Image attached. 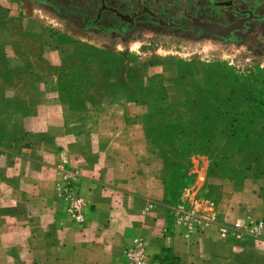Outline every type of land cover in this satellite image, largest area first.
I'll use <instances>...</instances> for the list:
<instances>
[{
	"label": "crops",
	"instance_id": "1",
	"mask_svg": "<svg viewBox=\"0 0 264 264\" xmlns=\"http://www.w3.org/2000/svg\"><path fill=\"white\" fill-rule=\"evenodd\" d=\"M143 70L142 84L131 92L111 74L99 104L68 105L52 119L42 117L14 148L11 141L5 148L11 132L4 131L0 264H123L134 236L146 240L147 256L154 257L147 264H242L253 249L264 251L257 242L238 240L234 227L264 216V157L253 153V139L235 133L239 121L215 118L217 111L199 106L197 112L213 119L214 140L209 152L189 156L192 185L170 203L169 171L148 134L147 117L171 102L178 78L163 65ZM161 73L162 83L149 82ZM204 80L213 85L221 77ZM190 158L197 159L194 173ZM65 170L76 174L87 201L82 224L71 221L56 195ZM180 207L199 222L186 237L185 226L175 223Z\"/></svg>",
	"mask_w": 264,
	"mask_h": 264
},
{
	"label": "rangeland",
	"instance_id": "2",
	"mask_svg": "<svg viewBox=\"0 0 264 264\" xmlns=\"http://www.w3.org/2000/svg\"><path fill=\"white\" fill-rule=\"evenodd\" d=\"M98 50L119 58L122 72L130 66L135 67L142 80L143 69L147 66L163 65L164 69L172 71L179 79L169 103L186 105L183 119L199 129L205 127L196 111L199 106L230 113L229 106L239 104L234 113L242 126L240 130L253 139V153L258 152L264 157V21L239 33L236 41H224L211 35L193 37L161 28L121 35L85 30L78 19L65 13L58 14L35 0H0V147H4V131L11 132L5 148L9 147V141L10 148H14L34 131L36 121L42 117L52 119L68 105H96L101 99L98 94L103 88L105 75L114 72L115 68L107 65ZM192 70L196 71V76ZM162 73L154 82H163ZM217 74L224 77L217 96L210 95L207 99L195 94L197 86L213 94L212 87L204 79ZM85 91L89 94L84 95ZM192 99L201 102L191 105ZM184 125L182 130L187 131L188 125ZM175 135L178 136L173 143L164 148L170 158L169 165L188 166L189 154L194 155L200 149L206 153L211 150L207 144L209 141L204 138L197 142L200 147H191L186 146L192 141L185 139V135L181 132ZM193 135L190 133L189 136ZM149 136L155 141L153 135ZM190 159L193 162L190 171L194 173L197 159ZM201 160L199 165L204 168L205 158ZM170 168L176 170L175 176L181 174L176 167ZM175 183L176 197L186 191L184 187L192 185L189 175L175 179ZM174 202L170 200V203ZM257 220L248 222L249 227L239 233L238 240L249 244L257 242L264 249V232H251ZM250 255L242 264H264V251L255 253L253 249ZM147 260L151 262L154 257L147 256Z\"/></svg>",
	"mask_w": 264,
	"mask_h": 264
},
{
	"label": "flooded vegetation",
	"instance_id": "3",
	"mask_svg": "<svg viewBox=\"0 0 264 264\" xmlns=\"http://www.w3.org/2000/svg\"><path fill=\"white\" fill-rule=\"evenodd\" d=\"M58 14H67L81 22L85 30L121 35L142 29L161 28L190 34L212 35L193 24L202 22L227 26L242 21L240 29L224 41H236L239 33L264 21V0H35Z\"/></svg>",
	"mask_w": 264,
	"mask_h": 264
},
{
	"label": "trees",
	"instance_id": "4",
	"mask_svg": "<svg viewBox=\"0 0 264 264\" xmlns=\"http://www.w3.org/2000/svg\"><path fill=\"white\" fill-rule=\"evenodd\" d=\"M92 49H93V47H92ZM98 52H99V55L104 57V59L107 61L108 66H112L113 68L115 67L114 72L111 71L112 73L110 72V73L105 75L103 87L106 86V82L108 81L111 74H115L118 76V80H117L118 86H119V88H121L122 90H124L126 92H131L133 90V88L142 84V82H143V80L141 79L142 75H141L140 71H138L135 67L130 66L129 68H126L125 72H122L123 66H121V64L119 63V58H115V57L113 58V57H110L109 55H105V53L102 50H98ZM83 63L84 64L86 63L85 59H83ZM145 64L152 65V64H148V63H145ZM157 78H160V75H158V74L152 75L149 78V82L151 84H155L154 80ZM223 81H224V77L221 78V80H219V81H214L213 85L211 83L210 86L212 87L211 90L213 91V94H211L208 90H203V89L201 90V88H199L198 86L196 87L197 91H195V94L199 95L200 93H202L203 95L202 94H200V95L206 97L207 99H210L209 98L210 95L211 96H215V95L217 96L219 94L218 92H220V90H221V84ZM206 82L209 84L208 81H206ZM83 94L88 95L89 93L87 91H85ZM100 94H101V92H99V94H98L99 97H100ZM229 94H230V91H229ZM128 98L131 99L132 97L130 95H128ZM98 100L99 101L97 104H99V102H100V99H98ZM199 100L200 99H192V101H190V104L193 105V102H195V104L196 103L200 104L201 100L200 101ZM212 101L216 102L215 100H212ZM83 105H85V103L78 104L76 106L78 107V106H83ZM76 106H71V107H76ZM185 106L184 105L175 106V105H172L171 103H167L166 107H164L161 110L155 111L154 113H151L147 117L148 134L153 135L155 137V142L159 146L161 144V146H160L161 154L163 155V157L166 161V171H169V175H167V179H166L165 188H166V195H167V197L170 198V200H176L179 197V196L176 197V195L178 193L176 194V191L173 190L174 188H176L175 179L180 178L182 176L187 177V170H186L187 166L186 165L182 164L179 167H177L174 163H171L172 166L168 164V162L170 161V158L167 157L168 154H167V152H165L164 148H166L167 145L172 144L174 139L177 138L176 136H178V135L174 136V133L181 132L183 135H185V139H189L192 141V142L188 143L186 146L191 145V147L192 146H198L197 142L199 139L204 138V140H205V136H206L205 132L206 131H207L206 133H208V136H207V140H205V141H209V142H207V144H210V147H211V144L213 143V140H214V134H215L214 128H213L212 123H211V119H212L211 115L206 116V115L198 113L200 115L199 120L204 123L205 127H203V128H205V129H203V128L199 129V127H196V125L193 126V125H190V122H185L186 120L183 119V116L185 115L183 113ZM229 107H230V113L223 112L222 110H220V111L215 110V111H217V113L214 115L215 118H219V119L226 120V121H228V120L229 121L230 120L237 121L236 115L234 112L239 107V104L233 105L232 106L233 108L231 106H229ZM191 109H193V106H191ZM225 110H228V109H225ZM215 111H213V112H215ZM192 119L196 120L197 117L196 118L192 117ZM184 124L188 125L187 129L189 131L187 129H186L187 131H183L184 129L182 127L185 126ZM239 124H240V121H239ZM239 124L235 127L234 131H238L235 133L238 135H245L244 133L241 132L242 130H240V129L242 126ZM221 131L223 132L224 129ZM190 133H192L194 135L189 136ZM200 135H202V137ZM182 138H184V137H182ZM200 146L201 145H199L198 147H200ZM195 153H206V151H204V150L202 151L200 149L199 151H196ZM189 156H190V154L187 157H189ZM171 159H173V157H171ZM170 167H176L177 169L180 170L181 174L178 177L175 176L176 170L171 169ZM169 168H170V170H169ZM175 177H177V178H175ZM185 185H186V183H184L183 186H185ZM174 193H175V195H174Z\"/></svg>",
	"mask_w": 264,
	"mask_h": 264
},
{
	"label": "built area",
	"instance_id": "5",
	"mask_svg": "<svg viewBox=\"0 0 264 264\" xmlns=\"http://www.w3.org/2000/svg\"><path fill=\"white\" fill-rule=\"evenodd\" d=\"M75 176L76 174L74 172L69 170L63 171L61 178L55 183V190L57 197L65 202L66 212L71 221L77 224H82L85 219L87 201L76 188L74 183ZM175 223L185 226V237L190 234L193 229L199 227V222L191 211L185 210L182 207L178 210L175 217ZM234 227L242 233V230L249 227V223L243 225L242 223L237 222L234 224ZM251 232L262 234L264 232V219H258L254 223ZM146 246L147 243L144 238L140 236L132 237L123 250L125 258L123 264H147Z\"/></svg>",
	"mask_w": 264,
	"mask_h": 264
},
{
	"label": "water",
	"instance_id": "6",
	"mask_svg": "<svg viewBox=\"0 0 264 264\" xmlns=\"http://www.w3.org/2000/svg\"><path fill=\"white\" fill-rule=\"evenodd\" d=\"M193 24L199 26L203 32H208L217 37L225 38L226 36H229L234 30L240 29L242 21H237L227 26H220L219 24L202 22L194 19Z\"/></svg>",
	"mask_w": 264,
	"mask_h": 264
}]
</instances>
